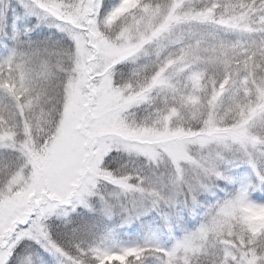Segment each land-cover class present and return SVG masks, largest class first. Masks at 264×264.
Returning <instances> with one entry per match:
<instances>
[{
	"label": "snow or ice",
	"instance_id": "1",
	"mask_svg": "<svg viewBox=\"0 0 264 264\" xmlns=\"http://www.w3.org/2000/svg\"><path fill=\"white\" fill-rule=\"evenodd\" d=\"M24 7L71 45L29 43L0 60V149L18 154L4 164L10 171L0 182V264H9L25 239L62 264H144L146 257L159 264H264V204L249 200L251 184L211 206L199 228L170 249L154 237L143 245L102 239L77 243L70 254L48 224L96 195L99 164L114 150L157 165L166 158L181 180L185 164L204 178L229 180L223 155L209 149L235 147L264 185L257 164L264 136L253 133L258 117L264 124V0H119L110 10L105 0H28ZM202 25L246 39H221ZM150 55L154 59L120 84L117 65ZM57 73L62 78L54 87ZM156 99L161 104L143 123L123 119L132 107ZM41 129L47 134L37 141ZM107 180L124 194L175 203L153 184L145 186L138 170ZM196 187L207 184L199 178L189 184L194 207Z\"/></svg>",
	"mask_w": 264,
	"mask_h": 264
},
{
	"label": "trees",
	"instance_id": "2",
	"mask_svg": "<svg viewBox=\"0 0 264 264\" xmlns=\"http://www.w3.org/2000/svg\"><path fill=\"white\" fill-rule=\"evenodd\" d=\"M109 9L119 3V0H105ZM4 15L0 14V60L7 58L13 49H26L29 43H49L70 46L71 42L57 28L50 27L49 22L37 20L29 15L19 0L3 1ZM31 29V31H25ZM206 32H214L219 38L228 41L244 40L240 33L225 32L211 25L199 26ZM154 56L140 57L135 62H125L116 66V79L127 78L131 71L148 63ZM161 104L156 99L153 105H140L133 109L138 120L155 111V106ZM258 135H264V124L257 125ZM17 153L10 149H0V166L15 162ZM105 164L111 171L138 170L145 180V186L153 184L157 190L167 184V173L162 168L153 169L147 160L136 154L112 151L105 157ZM258 167L264 170V157H257ZM221 170L229 180L210 178L211 184L197 197L195 210L175 201L169 205L164 201L154 202L153 198L145 202L143 211H126L123 206L126 201L121 196L110 198L105 191L107 185L100 188V193L90 199L87 208L80 207L66 218H50L48 221L52 237L70 254H75V245L99 243L102 239L108 244L118 242L122 245L140 244L154 237L157 244L164 249H170L178 240L199 228L204 222L205 213L211 206L233 196L243 185H256L249 190V200L255 204H264V185H260L252 167L237 155L234 161L221 166ZM167 189H165L166 191ZM101 195L105 200H101ZM183 199V198H180ZM104 201V203L102 202ZM190 203V200H189ZM107 204V205H106ZM128 208V207H127ZM73 229H79L75 234ZM9 264H62L61 258L46 251L33 240H22L14 250ZM108 264H119V261H109ZM144 264H159L156 257H146Z\"/></svg>",
	"mask_w": 264,
	"mask_h": 264
},
{
	"label": "clouds",
	"instance_id": "3",
	"mask_svg": "<svg viewBox=\"0 0 264 264\" xmlns=\"http://www.w3.org/2000/svg\"><path fill=\"white\" fill-rule=\"evenodd\" d=\"M65 62L67 63V61H65ZM57 77L58 78L53 81L54 87H55V85L59 84L60 79L62 78L61 74H59V73H57ZM128 78H129V75L127 76V78L122 77V78L118 79V81L120 82V84L123 85L128 80ZM53 95L55 96V93H53ZM135 108H137V106L132 107L130 110L126 111L123 114V119L130 126H136L138 124H141L148 118V115H147L145 118L138 120L136 117V113L134 111H132ZM48 109L51 113V119H52V121H54L56 119V115H57V103L55 100H53V102L48 105ZM46 134H47V129H41L40 131H37L35 133L36 140L39 141V140L43 139ZM262 136H264V135H262ZM110 139H112L113 142L117 143V144L123 142V141H120L116 138H110ZM209 151L220 152L221 154L225 153V152H231V153L239 152V150L235 147L231 151H228V150H225L223 147H217L216 145H212L211 148L209 149ZM191 152H192L193 156H197L198 154H200V149H199V147L194 146L191 148ZM105 157L103 158L102 162L99 164L100 174H99V177L97 180V188H98V186H103V185H108V184L113 185L112 183H110L107 180L108 175H111L113 178H115L117 176H121V175L130 173L128 171H120V170L111 171V170H109L105 164ZM229 161H230L229 159H226L224 157V160L221 163H222V165H224V164H227ZM147 162L151 168L160 169L163 167V169L167 173V184L160 188L159 191L161 192V194L164 195L165 197L171 195L175 201L179 200V202L183 203L184 205H185V200H187V202H188L187 207H189L190 210H193V211L195 210V207L191 203L192 193H190V191H189V184H192L193 186H195L197 178L202 180L205 184H211V182H212L211 179L204 178L202 175H200L199 172L197 170L193 169L191 167V165H189V164H185L183 166V180H181V177L177 173L176 169L168 162V160L166 158L162 159L158 165L155 163H152L148 160H147ZM133 170L131 172H133ZM9 171H10V165L0 166V182H2L4 179H6ZM165 189H167V190L165 191ZM202 190L203 189L196 187V191L194 193L196 196V199L202 193ZM180 198H183V199H180ZM189 200H190V203H189ZM201 259H203V258H201Z\"/></svg>",
	"mask_w": 264,
	"mask_h": 264
},
{
	"label": "rangeland",
	"instance_id": "4",
	"mask_svg": "<svg viewBox=\"0 0 264 264\" xmlns=\"http://www.w3.org/2000/svg\"><path fill=\"white\" fill-rule=\"evenodd\" d=\"M3 1L4 0H0V14L1 16L4 15V11H3ZM23 6L27 4L28 0H19ZM47 21V20H44ZM50 24V21H48ZM261 122V119L258 117L257 121L253 127V133L258 135L257 133V125ZM115 151V150H114ZM121 152H124L121 150ZM222 155L226 158L229 159L230 161H234L237 157V155H241V153L236 152V153H231V152H225L222 153ZM100 188L101 186H98V188L96 189V194L100 193ZM105 191H107V194L110 198H114L116 196H121L125 199L126 204L123 206V208H126V211L129 212L130 210L133 211H143V209L145 208V202L148 200L147 198L151 199L150 197H142L139 193H128V194H124L122 193L116 186L114 185H110L108 184L105 187ZM95 196V195H94ZM90 199H93V196L88 198L87 204L86 205H78L76 209H78L79 207H89L90 205ZM101 200H105L104 196L101 195ZM104 203V201H102ZM107 205V204H106ZM262 205V204H261ZM128 207V208H127ZM75 210H69L68 215L69 216L72 212H74ZM51 218H65L64 216H52ZM26 240V239H25Z\"/></svg>",
	"mask_w": 264,
	"mask_h": 264
}]
</instances>
